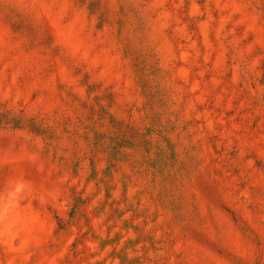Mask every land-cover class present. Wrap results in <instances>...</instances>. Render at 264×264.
I'll return each mask as SVG.
<instances>
[{"label":"rangeland","instance_id":"rangeland-1","mask_svg":"<svg viewBox=\"0 0 264 264\" xmlns=\"http://www.w3.org/2000/svg\"><path fill=\"white\" fill-rule=\"evenodd\" d=\"M0 264H264V0H0Z\"/></svg>","mask_w":264,"mask_h":264}]
</instances>
